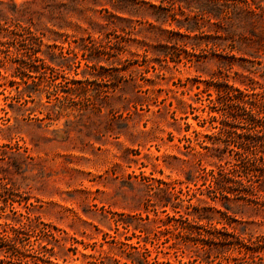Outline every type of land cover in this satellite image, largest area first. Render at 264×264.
<instances>
[{
  "label": "rangeland",
  "instance_id": "rangeland-1",
  "mask_svg": "<svg viewBox=\"0 0 264 264\" xmlns=\"http://www.w3.org/2000/svg\"><path fill=\"white\" fill-rule=\"evenodd\" d=\"M245 1L0 0V264H264V111L215 129L264 96Z\"/></svg>",
  "mask_w": 264,
  "mask_h": 264
},
{
  "label": "trees",
  "instance_id": "trees-1",
  "mask_svg": "<svg viewBox=\"0 0 264 264\" xmlns=\"http://www.w3.org/2000/svg\"><path fill=\"white\" fill-rule=\"evenodd\" d=\"M242 3L246 4V1L242 0ZM224 87L225 88L221 92L219 89L216 90L217 92L216 95L218 96L217 99H220L223 97L228 99L227 102L224 104L225 108L220 107L219 109L221 111L220 117H222V122L219 123L220 126L215 127V129L218 130V134L222 132H224L225 134H228L230 132V130L225 129V127H227V125H229L230 123L232 124V122L235 121L236 118L233 112L242 111L245 115L249 117L248 118L249 121H254L255 119L259 117L261 111H264V101H263L264 96L260 100H254L248 97V95H242L238 90L233 89L230 86L225 85ZM248 105H250L249 108H248ZM261 120H263L264 122V114ZM261 125H262L260 126L261 131L264 134V123H261ZM229 128H232V127H229ZM202 149H207V147H202ZM240 149H243V148H240ZM210 175H211V180L209 182L208 187L215 188L218 190L220 188H216L217 181L219 179L223 180V183L225 186H223V184L220 186L222 187V190L220 191L222 193L221 195L225 193V190L223 189H227L226 190V192L228 191L227 193L236 192V194L238 195L241 192H243L242 189L244 188V182H243L242 177H246V176L245 174L241 175L240 171H237L236 169H233V168L230 170H224L221 168L216 173H213L212 171H210ZM234 184L237 186L234 187ZM238 189H241V190H238ZM249 194L251 193L249 192Z\"/></svg>",
  "mask_w": 264,
  "mask_h": 264
}]
</instances>
